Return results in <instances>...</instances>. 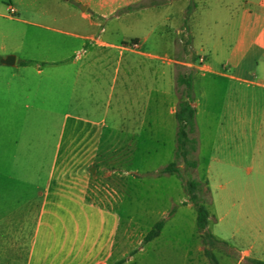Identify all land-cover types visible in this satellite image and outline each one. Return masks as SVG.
I'll return each instance as SVG.
<instances>
[{"label": "crops", "instance_id": "obj_1", "mask_svg": "<svg viewBox=\"0 0 264 264\" xmlns=\"http://www.w3.org/2000/svg\"><path fill=\"white\" fill-rule=\"evenodd\" d=\"M146 1L0 0V264L113 260L120 218L91 199L93 172L112 134L141 135L153 99L175 93L177 63L197 71L193 92L198 77L226 84L239 129L264 117V0L127 10ZM160 11V28L130 31ZM187 30L197 60L183 63ZM242 252L264 262V242Z\"/></svg>", "mask_w": 264, "mask_h": 264}, {"label": "rangeland", "instance_id": "obj_2", "mask_svg": "<svg viewBox=\"0 0 264 264\" xmlns=\"http://www.w3.org/2000/svg\"><path fill=\"white\" fill-rule=\"evenodd\" d=\"M153 3L158 1L149 0L133 9ZM191 8L187 6L183 29ZM161 16V11L149 12L131 24L130 31L160 28ZM187 32L175 37V59L183 63L197 60L196 55L190 56ZM175 66L177 73L194 77L197 73L185 64ZM195 82L193 101L198 115L197 132L192 137L198 141L196 152L187 157L177 155L175 113L186 99L185 87L178 91L177 85L172 95L153 99L141 135L112 134L109 145H103L90 196L120 218L115 255L109 264H211L207 251L219 264L258 261L242 251L264 242V117H256L254 128L248 127L247 132L239 129L241 117L231 109L240 102L229 97L226 84L210 76L198 77ZM213 159L216 161L209 177L206 167ZM193 161L197 167L192 166ZM171 163L180 173L164 172ZM192 180L201 182L198 197L211 213L208 229L215 238L197 229L196 206L188 187ZM161 220L165 226L160 236L146 242V235Z\"/></svg>", "mask_w": 264, "mask_h": 264}, {"label": "trees", "instance_id": "obj_3", "mask_svg": "<svg viewBox=\"0 0 264 264\" xmlns=\"http://www.w3.org/2000/svg\"><path fill=\"white\" fill-rule=\"evenodd\" d=\"M135 8L129 7L127 10H131ZM176 84L177 90L179 91L183 86L186 90V99L181 101L178 104L177 111L175 113L177 122H178V132H177V140H178V149L177 155L187 157L191 152H196L198 149V141L196 138L192 137L197 132V124H196V114L197 110L192 105L193 102V83H192V76L186 75L185 73L178 71L176 76ZM198 163L196 161L192 162L193 167H197ZM165 173H180V170L177 168L175 163L169 164L165 169ZM207 192L211 194V190L209 187V182L206 181ZM189 192L191 195L192 200L196 206L197 212V229L200 233L204 236L209 238H215L208 229L209 222L211 219V213L208 207L201 202V198L198 197V192L201 191V182L198 180H192L188 182ZM165 221L161 220L157 222L154 227L149 231V233L145 237L146 242H150L157 237L160 236L162 230L164 229ZM219 242V241H218ZM207 255L209 256L211 264H219L216 257L207 251ZM255 264H264L263 262L259 261H251ZM121 264V261L115 263Z\"/></svg>", "mask_w": 264, "mask_h": 264}, {"label": "water", "instance_id": "obj_4", "mask_svg": "<svg viewBox=\"0 0 264 264\" xmlns=\"http://www.w3.org/2000/svg\"><path fill=\"white\" fill-rule=\"evenodd\" d=\"M3 62L8 65H13L15 63V57L9 56L6 59H4Z\"/></svg>", "mask_w": 264, "mask_h": 264}]
</instances>
